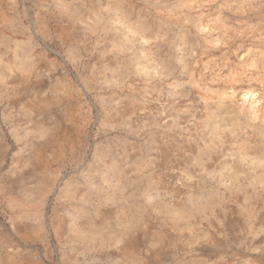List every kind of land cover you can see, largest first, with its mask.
<instances>
[{"label": "rangeland", "instance_id": "374dc122", "mask_svg": "<svg viewBox=\"0 0 264 264\" xmlns=\"http://www.w3.org/2000/svg\"><path fill=\"white\" fill-rule=\"evenodd\" d=\"M0 264H264V0H0Z\"/></svg>", "mask_w": 264, "mask_h": 264}, {"label": "bare ground", "instance_id": "6f19581e", "mask_svg": "<svg viewBox=\"0 0 264 264\" xmlns=\"http://www.w3.org/2000/svg\"><path fill=\"white\" fill-rule=\"evenodd\" d=\"M257 200V199H256ZM146 202H147V200H146ZM134 233V232H133ZM163 236V235H162ZM119 241V240H118ZM108 249V248H107Z\"/></svg>", "mask_w": 264, "mask_h": 264}]
</instances>
